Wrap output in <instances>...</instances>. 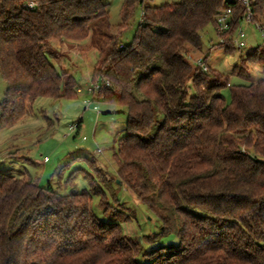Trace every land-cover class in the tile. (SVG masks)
<instances>
[{
  "label": "trees",
  "instance_id": "trees-1",
  "mask_svg": "<svg viewBox=\"0 0 264 264\" xmlns=\"http://www.w3.org/2000/svg\"><path fill=\"white\" fill-rule=\"evenodd\" d=\"M28 1L0 0V129L22 119L37 97L76 96L51 40L85 39L109 13L103 0H31L32 9ZM136 4L142 17L133 39L108 35L91 75L100 81L92 99L125 109L118 178L96 166V174L85 172L88 188L62 193L0 171V264H264V77L232 83L205 55L206 70L188 57L223 9L229 28L217 31L223 41L212 48H236L245 8L230 0H125L124 21ZM251 5L262 19L264 0ZM249 65L264 72V35L232 73L248 77ZM119 183L159 219L157 232L124 233L126 213L112 204ZM94 198L112 220L92 210ZM169 234L178 243L143 249Z\"/></svg>",
  "mask_w": 264,
  "mask_h": 264
},
{
  "label": "rangeland",
  "instance_id": "rangeland-1",
  "mask_svg": "<svg viewBox=\"0 0 264 264\" xmlns=\"http://www.w3.org/2000/svg\"><path fill=\"white\" fill-rule=\"evenodd\" d=\"M103 1L108 4V18L93 24L85 39L51 40L53 47L58 50V65L75 78L76 96L58 99L37 97L29 104L22 119L0 129V171L19 178L34 177L40 185L50 183L62 193L88 188L89 181L85 172L96 174V166L100 168V174L112 179V182L114 177L118 178L114 152L117 151L121 130L125 126V109L119 104L93 100L95 92L89 91L88 87L100 83L99 80L91 81V75L97 59L107 50L108 35L118 34L120 43H130L141 20L142 11L141 6L136 4L131 15L124 21L122 11L125 0ZM173 1L178 0H143L149 5ZM251 20L253 21H242L240 24V29L245 33V44L241 48L229 49L228 52L222 48L213 49V44L219 42V35L216 27L208 25L201 31V49L193 50L190 55H205L206 65L228 75L232 83H248L263 78L264 72L255 65H249L246 72L248 77L232 73L233 65L239 63V58L262 42L264 17L256 20L252 16ZM255 24H259L262 30ZM235 37L236 32L233 39ZM189 85L192 92L190 82ZM5 88L6 82L0 75V100ZM222 93L229 100L227 87L223 88ZM78 121L80 126L77 128ZM114 188L118 200L112 204L126 213L122 221L124 233L138 237L157 232L159 219L149 211L145 203L120 183ZM92 210L99 217L112 220L102 213L96 198L93 199ZM176 243L178 238L169 234L157 241L143 243L142 247L150 250L160 245Z\"/></svg>",
  "mask_w": 264,
  "mask_h": 264
},
{
  "label": "built area",
  "instance_id": "built-area-1",
  "mask_svg": "<svg viewBox=\"0 0 264 264\" xmlns=\"http://www.w3.org/2000/svg\"><path fill=\"white\" fill-rule=\"evenodd\" d=\"M230 1L240 2L244 6L245 13L243 16V21H250L252 19L253 12H252L251 4L254 0H230ZM26 6L32 9L35 6V3L30 0L26 3ZM229 22H230V14L228 9L221 10L216 17V23H217L216 30L218 32L226 31L229 28ZM255 25L257 26V28H259L258 24ZM262 35H264V32L262 33ZM219 41L222 42L223 38L219 37ZM233 44L236 48H241L245 44V33L242 29L239 28L236 31V37L235 39H233ZM188 57L190 59H193L197 65L202 67L203 70H206V65L203 61V56L192 57L191 55H188ZM92 87L97 88L98 84L95 83L93 86L88 87V90L91 91ZM69 128H71V126Z\"/></svg>",
  "mask_w": 264,
  "mask_h": 264
}]
</instances>
